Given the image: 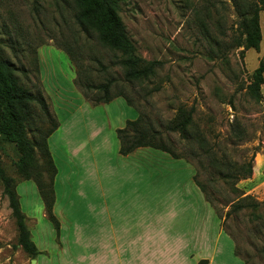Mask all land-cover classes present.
I'll use <instances>...</instances> for the list:
<instances>
[{
    "label": "rangeland",
    "instance_id": "374dc122",
    "mask_svg": "<svg viewBox=\"0 0 264 264\" xmlns=\"http://www.w3.org/2000/svg\"><path fill=\"white\" fill-rule=\"evenodd\" d=\"M119 3V16L138 53L163 61L148 80H125L121 53L78 22L74 0H0L5 57L18 68L21 84L43 95L63 123L48 140L58 169L54 215L59 228L38 210L43 200L36 183L19 174L16 143L0 134L1 161L18 182L33 241L49 252L39 254V264H63L62 258L65 264H77L79 255L91 253L102 262L116 258L101 244L112 239L109 223L127 231L119 234L124 242L133 238L128 220L118 218L130 213H140L142 226L148 228L141 229V245L129 244L123 257L138 258L145 252L148 258L164 260L175 248L183 264L203 257L226 264H242L243 259L264 264V84L260 102L248 90L264 61V6L259 47L246 49L237 47L241 19L230 0ZM76 78L83 86L113 80L111 93L122 92L135 106L124 97L93 105L83 94L85 87L76 86ZM88 95L94 99L103 93ZM180 108L194 111L187 137L167 130ZM34 112L32 138L36 128L47 126L38 106ZM140 115L183 158L151 147L122 155L117 130ZM79 142L84 145L72 154ZM249 162L252 175L236 184L219 174L229 164L239 168ZM196 172L208 187L213 207L195 184ZM246 196L257 207L235 211L234 204ZM178 227L186 233L182 250L172 235ZM148 229L151 234L146 235ZM146 242L152 245L149 252L142 248ZM61 246L66 249L63 256ZM32 260L36 259L19 243L16 220L0 183V264Z\"/></svg>",
    "mask_w": 264,
    "mask_h": 264
},
{
    "label": "trees",
    "instance_id": "16d2710c",
    "mask_svg": "<svg viewBox=\"0 0 264 264\" xmlns=\"http://www.w3.org/2000/svg\"><path fill=\"white\" fill-rule=\"evenodd\" d=\"M230 1L241 19V24L238 27L241 36L238 38L237 47L258 48L261 41L260 12L264 6V0ZM74 2L77 6L76 17L78 22L86 29L95 31L103 45L121 53L119 63L124 69L126 81L148 80L154 77L157 71L163 67V61L147 60L138 53L135 43L119 16V0H74ZM1 43L0 41V134L7 136L10 141L16 143L21 153L18 163L19 174L23 180H33L36 183L45 204L48 219L59 228V221L53 211L56 200L54 184L58 169L52 158L48 140L59 128L60 123L50 110L46 98L43 95L33 94L21 84L18 68L5 57ZM67 52L70 54L69 50ZM75 83L81 89L85 87L84 90L82 89L83 94L93 105L109 103L118 97H124L129 105L135 106L122 92L111 93L113 80H108L98 86H83L81 81L76 78ZM263 84L264 61L255 70L253 81L248 85L250 94L259 102L262 100L261 88ZM88 91H94L97 94L103 93V95L92 99L89 97ZM35 106L39 107L47 126L45 129L43 127V129L36 128L34 132L36 136L32 138L29 131L31 126H34ZM193 112V109L180 108L177 118L167 125V130L178 132L187 137V133L194 123ZM117 135L120 140V153L124 156L129 155L138 148L151 147L169 153L176 159L183 158L164 142L161 133L156 132L149 126L143 115H140L136 120L127 121L124 128L117 130ZM221 170L219 171L221 177L226 180H233L236 184L241 178L252 175L253 166L251 162L244 163L239 168L229 164ZM197 175L196 172L194 181L204 193L206 201L213 207L208 187L198 181ZM0 183L3 184L4 194L8 197L12 216L16 220L19 243L32 259H36L39 251L27 226V216L21 207L20 196L17 192L18 182L4 169L1 156ZM257 205L252 202L250 196H246L234 204V209L238 211L243 210L245 207L256 208ZM235 253L237 256H241L236 244ZM243 261L244 264H248L246 259H243ZM206 262V260H203L199 264H205Z\"/></svg>",
    "mask_w": 264,
    "mask_h": 264
},
{
    "label": "crops",
    "instance_id": "0c3cea01",
    "mask_svg": "<svg viewBox=\"0 0 264 264\" xmlns=\"http://www.w3.org/2000/svg\"><path fill=\"white\" fill-rule=\"evenodd\" d=\"M62 125H63V123L60 122L59 128L51 135V137L49 139L50 141L52 139V136L57 131H59L61 129ZM83 145H84L83 142H79V145H77L75 147L73 146L71 148V150H70L71 153L72 154H77L79 152V149ZM138 149H141V148H138ZM138 149H136V150H138ZM54 189H55V184H54ZM55 195H56V200H55V204H54V209H55L56 201L58 199L56 191H55ZM20 203H21V207H22V202L20 201ZM22 210H23V207H22ZM38 210H41L43 212L44 216L47 217L46 207H45L44 202H43L42 206L38 207ZM23 212L27 216V212H25V211H23ZM118 218L121 219V220H128V222H127L128 230L131 231L132 232L131 234L134 235V236L130 240H126V242H124V238L122 240L121 239L122 236L119 235V234L122 233V235H124L123 231L125 229L120 231V230H118V228H113V225H114L113 223H109V225H111L110 226V230L112 231V233H111L112 234V239L111 240H113V241L111 242V240H110L109 243L108 242H104V244H101V246L103 247V249L105 251H110L111 253L115 252L114 255H117V257L109 260L108 262H105V261L102 262V261H99L97 259V257L95 256V253H91V254H88V255L81 254V255H79V257H77L78 258L77 259V261H78L77 264H183V261H179L180 258L177 257V253H175V248L172 249V251H171V254H172L171 257L168 258V259H164V260H155V259H152V258H148L149 253L146 254L145 252L143 254L138 255L139 256L138 258L130 259L126 255L123 257V255L125 254L123 252H126V249L129 250L131 248V247L128 246L129 244L132 245V244L140 243L141 234H142V233H140L141 229L143 228V230H145L146 228H148V224H145V226H142V223L140 222V218H141V214L140 213H130L128 215L121 214ZM29 219H31V218H28V216H27V220H29ZM103 219H105V218H103ZM103 222L104 221H102V223ZM109 225L104 224V226H106V228ZM147 232L145 233L146 235L151 234V229L150 230L148 229ZM172 235L175 236L174 245H176V248H181V250H182L185 246H187L186 243H184L186 241V239H184L183 237L186 236V233L183 232V229H181L179 227L174 229V234H172ZM32 239H33V237H32ZM140 245H141V243H140ZM140 245L137 247V250L140 249ZM151 246L152 245H150V244H148L146 242L143 245V247L142 246L141 247L144 248V251L149 252L150 251L149 247H151ZM36 247H37V249L39 251V254L40 253L42 254L43 252L46 253L47 255L49 254L48 250L46 251V249H41L40 247H38L37 244H36ZM152 248L154 249V246ZM60 250H61V254L63 256L65 254V252H66V249L63 246H61ZM203 258H205V257H203ZM203 258H202L201 261L206 260L207 262L205 264H226L224 261L223 262H217L213 257L212 258H208V259H203ZM62 260H63L62 261L63 264H65L67 262V260L65 258H62ZM201 261H197L195 264H199ZM243 262H241V263L244 264ZM36 263L39 264V261H38L37 258H36ZM45 263H46V261L42 262V264H45Z\"/></svg>",
    "mask_w": 264,
    "mask_h": 264
},
{
    "label": "water",
    "instance_id": "95a60500",
    "mask_svg": "<svg viewBox=\"0 0 264 264\" xmlns=\"http://www.w3.org/2000/svg\"><path fill=\"white\" fill-rule=\"evenodd\" d=\"M36 263V260H32V264H35Z\"/></svg>",
    "mask_w": 264,
    "mask_h": 264
}]
</instances>
